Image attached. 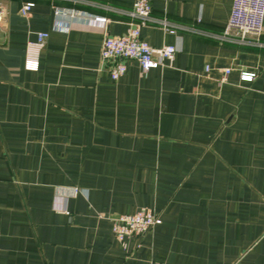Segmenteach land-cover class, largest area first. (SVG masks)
Listing matches in <instances>:
<instances>
[{
  "label": "crops",
  "instance_id": "obj_1",
  "mask_svg": "<svg viewBox=\"0 0 264 264\" xmlns=\"http://www.w3.org/2000/svg\"><path fill=\"white\" fill-rule=\"evenodd\" d=\"M1 1L0 264H264V48L214 37L233 0L154 1L175 32L141 36L173 61L117 81L101 25L54 7L119 36L134 0ZM143 209L161 224L124 250L110 217Z\"/></svg>",
  "mask_w": 264,
  "mask_h": 264
},
{
  "label": "built area",
  "instance_id": "obj_2",
  "mask_svg": "<svg viewBox=\"0 0 264 264\" xmlns=\"http://www.w3.org/2000/svg\"><path fill=\"white\" fill-rule=\"evenodd\" d=\"M71 1V0H70ZM73 1V0H72ZM156 0H134L131 9L126 13L129 24L126 32L119 36H110L104 30L107 20L102 17L80 16L75 9L54 7L56 22L60 19H80L84 17L91 23L101 25L100 31L103 39L100 48V61L108 65L109 77L117 81L126 72L125 61L137 62L143 74L151 69L163 68L173 61L176 48L173 45H163L155 48L149 45L141 36L142 28L149 24H156L164 31L173 34L175 29L166 19H155L151 16L152 3ZM75 2V1H74ZM34 6L32 2L25 3L20 9V15L26 17L28 11ZM6 18L3 2L0 0V30ZM221 42L238 45L253 44L264 48V0H233L228 22L222 33L214 36ZM48 38L46 32L37 33V42L30 44L33 51H39ZM32 53V54H31ZM26 69H37V57L33 52L28 53ZM208 71V67L205 68ZM220 83H225L230 68L221 70ZM254 73L243 72L240 80L251 82ZM77 189H75V193ZM112 233L115 240L125 250L128 239H137L161 224V219L150 209H143L131 215L111 216ZM140 244H137V248Z\"/></svg>",
  "mask_w": 264,
  "mask_h": 264
}]
</instances>
